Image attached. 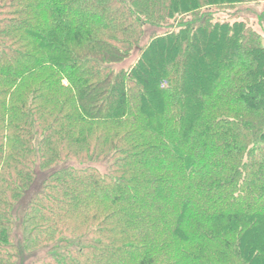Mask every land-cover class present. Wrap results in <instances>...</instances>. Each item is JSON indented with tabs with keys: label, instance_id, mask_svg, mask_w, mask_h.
<instances>
[{
	"label": "trees",
	"instance_id": "obj_1",
	"mask_svg": "<svg viewBox=\"0 0 264 264\" xmlns=\"http://www.w3.org/2000/svg\"><path fill=\"white\" fill-rule=\"evenodd\" d=\"M252 1L0 0V264H264Z\"/></svg>",
	"mask_w": 264,
	"mask_h": 264
},
{
	"label": "rangeland",
	"instance_id": "obj_2",
	"mask_svg": "<svg viewBox=\"0 0 264 264\" xmlns=\"http://www.w3.org/2000/svg\"><path fill=\"white\" fill-rule=\"evenodd\" d=\"M240 11L239 14L242 17H246L248 22L251 24V26L261 35V40L264 43V21L260 22L258 20V15L264 12V0H256L252 2H244L242 4H239L236 9ZM227 13L225 12H220L217 13V16L219 17H225ZM240 17V18H242ZM135 55L131 56L129 59L126 61L115 64L113 67L116 69H119L121 67L127 68L129 65H131L134 62ZM100 171L104 172L106 171V164L104 162H99L94 164Z\"/></svg>",
	"mask_w": 264,
	"mask_h": 264
}]
</instances>
